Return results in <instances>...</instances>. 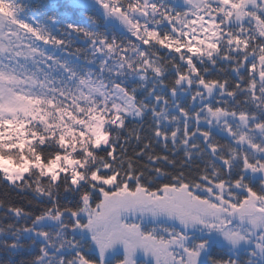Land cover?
<instances>
[{"label":"snow or ice","instance_id":"obj_1","mask_svg":"<svg viewBox=\"0 0 264 264\" xmlns=\"http://www.w3.org/2000/svg\"><path fill=\"white\" fill-rule=\"evenodd\" d=\"M0 188V264H264V0H0Z\"/></svg>","mask_w":264,"mask_h":264},{"label":"trees","instance_id":"obj_2","mask_svg":"<svg viewBox=\"0 0 264 264\" xmlns=\"http://www.w3.org/2000/svg\"><path fill=\"white\" fill-rule=\"evenodd\" d=\"M37 2H38V0H33V3H37ZM46 2H48L50 4H55V3H57V0H46ZM60 2H64V0H60ZM60 18H61V21L63 22L65 19H73L74 17H72L70 13L65 14L61 10ZM75 46L83 48L85 45L83 44V42L77 41V42H75ZM57 55L62 56L64 54L57 52ZM0 198L6 199L9 202L17 204V205L22 204V203H26V198L17 196L15 193L8 195L7 191L2 189V188H0ZM0 215H2V213H0Z\"/></svg>","mask_w":264,"mask_h":264}]
</instances>
